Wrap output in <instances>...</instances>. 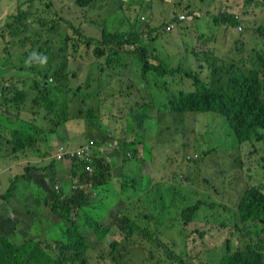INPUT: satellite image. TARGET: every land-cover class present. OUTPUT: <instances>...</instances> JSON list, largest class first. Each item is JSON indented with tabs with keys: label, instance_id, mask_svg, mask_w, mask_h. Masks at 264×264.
<instances>
[{
	"label": "trees",
	"instance_id": "1",
	"mask_svg": "<svg viewBox=\"0 0 264 264\" xmlns=\"http://www.w3.org/2000/svg\"><path fill=\"white\" fill-rule=\"evenodd\" d=\"M96 1L75 0V3L85 8L94 5ZM162 1H155L157 8L163 7ZM136 3L139 2H120L117 15L126 11L123 4L128 9L132 7L131 15L122 20L128 23L127 30L120 29L118 25L108 28V12L101 32L96 35H87L85 29L61 16L58 10L55 15L49 4L48 8L43 6L44 15L37 20L45 24L48 14L52 15L57 23L50 24L48 29L55 30L59 24L62 33L57 50H37L51 64L56 85L48 91L49 83L42 74L45 83L37 80L35 76L29 91L35 92L42 85V97L46 96V99V94L51 90L56 99L60 95H69L73 100L71 110L65 103L56 106L57 101L47 100V112L43 116L50 125L29 126L25 129L13 127L10 129L12 137L8 139V146L12 147L14 153L25 151L36 147L42 140L41 133L53 134L59 144L69 148L62 155V159L72 162L74 190L70 194L62 192L65 195L63 196L48 185L54 183L53 176L46 177L41 173H31L34 178L26 174L18 176L38 187L44 203L53 210L59 223L62 221L58 235H54L59 252L58 256H53L50 253V244L42 245L27 229L24 231L15 226V219L3 220L0 223V264H92L87 252L90 247L88 239L92 235L90 230L110 239L111 250L108 257L113 260V264H137L125 262L123 258H136L138 249L148 252L152 259L159 257L156 264H191V256L183 247L189 237L202 242L207 240L203 227L209 225L197 223V213L206 203L205 196L210 195L212 190L220 189L211 182L207 163L203 170L197 168L203 157L191 149L200 145L199 137L193 145L187 146L181 135H174L173 144L187 146L189 151L187 154L168 158L165 162L169 164H163L170 173V163L173 160L181 163L180 174L188 179L187 183H175V177L162 181L153 180V170L150 167L141 170L148 173L150 171L147 181L140 180L143 178L142 174L126 179L114 178L112 170L115 158L123 157L125 160L135 161L142 154L145 156V164H149L151 162L146 158L153 159L154 152L164 156L153 145L155 136L149 128L170 113L182 114V121L185 123L189 115L216 112L225 117V129L233 131L240 144L255 140L264 144V14L261 17L256 15L257 10L264 12V0H243L233 11L223 9L220 0H198L193 5H185L182 9L185 13L169 11L171 7L167 3L169 9H164L162 16L155 13V7L151 4L153 18L147 22L145 17L134 15L137 6L133 5ZM30 9H25L22 16L25 21L17 27L15 35L19 30L24 32L28 29ZM236 11H241L242 16L233 14ZM202 16L205 17L204 20ZM22 17L20 13L15 20L18 22ZM193 21L196 23L190 25ZM6 23L9 22H5V25ZM196 24L201 33L193 30ZM229 25L231 28H241L242 34L233 32ZM10 26H4L3 30ZM170 26L172 27L168 29ZM174 28H177L178 34L174 40L168 42L164 51L156 45L149 46L164 34L162 30L170 32ZM253 36L259 37L260 41L254 40ZM36 46L33 43L32 49L35 50ZM67 47H71L73 53L83 59L78 66H67ZM134 64H141V73L150 89L151 100L148 102L141 97L133 106H128L129 103L124 100L117 106L120 114L118 119L109 113L110 121H126L122 123V135L115 137L101 123L100 117L89 111V102L91 98L105 102L104 92L123 93V87L127 83L120 75L123 72L129 73ZM126 87L131 88V84ZM125 92V97L132 94ZM26 97L27 92L20 89L16 91L13 100L20 102ZM8 100L9 97L5 96L4 101ZM32 100L35 104L40 103L38 97H32ZM138 113L137 120L142 124L150 123L149 126L142 125L140 131L137 121L135 123L132 120ZM209 126L210 122L207 127ZM83 127L84 131L80 134ZM113 127L117 131V125L114 124ZM78 140L82 141L78 146L81 147L87 142L91 144L92 151L96 152L92 172L86 170L87 162L78 156H71L76 149L69 145ZM119 144L122 146L119 147ZM49 149L50 145L46 143L40 149L35 148L32 151L40 153ZM122 150L128 158L122 155ZM54 161L50 166L54 167ZM185 167L194 168V171L186 172ZM173 172L178 174L177 171ZM223 191L227 201L236 198L242 221L235 219L234 223L231 220L229 223H217L219 226L209 227L217 232H224V237L211 245L225 254L220 264H264V225L261 224L264 190L253 185L240 193ZM167 193L174 195V201L168 206L170 217L159 208ZM9 195L10 189L6 191V195L3 194V198L7 200ZM119 201L121 207L115 213L112 225L110 228H103L100 224L101 217L108 210L112 213L114 205ZM2 210L4 208L0 205V211ZM249 221L256 223L257 230L254 235L241 232L242 225L246 226ZM225 231L231 234L227 235ZM169 235L172 238L164 243ZM19 238L23 240L21 244ZM176 238L182 239L171 245ZM144 239L149 240L150 244L144 245Z\"/></svg>",
	"mask_w": 264,
	"mask_h": 264
},
{
	"label": "rangeland",
	"instance_id": "2",
	"mask_svg": "<svg viewBox=\"0 0 264 264\" xmlns=\"http://www.w3.org/2000/svg\"><path fill=\"white\" fill-rule=\"evenodd\" d=\"M126 1L130 0H97L94 5L84 8L79 7L75 3V0H33L32 2L28 0H0V171L2 173L0 178V198L2 199L3 194L5 193L6 195V191L10 189V195L7 200L3 198L2 202H0L4 208V210L0 211V223L3 220L15 219L13 223L15 226L20 227L24 231L27 229L29 234L42 242V245L50 244V253L53 256H58L59 252V248L54 242V240H57L54 235H58L59 233V227L55 222L59 218L44 203L42 193L39 192L38 187L31 184L28 180L18 178V176L26 174L33 177L31 173H41V175L44 174L46 177L53 176L54 183H48V185L56 193L65 196L64 194H70L74 190L71 173L72 162L68 160L64 161L63 159L54 161V155L63 144H59L53 134L45 135L46 132L41 133L42 140L37 143L36 147L34 146L25 151L14 153L12 152V147L8 146V139H10V136L12 137L10 129L13 127L25 129L29 126L37 127L44 124L47 127L50 125L43 116L47 112V100L49 102L57 101L56 106L65 103L69 106V110H71L73 100L69 95H60L56 99L53 95V90H51L46 94V99V96L42 97V93H44L42 85L35 92L29 91L35 76L37 80L44 81L45 83L42 74L46 76V81L49 83L47 84L48 91L56 85L54 83L56 80L55 72L51 68V64L47 62L43 53L37 50L54 52L59 47L62 34L58 27L59 24L55 27V30L50 31L48 29L50 24L57 23L55 22L57 19L52 15L48 14L45 24H41L37 19H40L44 15L43 6L44 8H48L47 5L49 4L50 10L55 15L56 10H58L61 16L70 19L74 24L85 29L87 35H96L101 32L105 15L108 12L110 15L106 21L108 28L118 25L120 29L127 30L129 25L122 20L124 17L131 15L132 7L128 9L123 4L126 11L123 14L117 15L120 11V2L125 3ZM134 1L139 2L133 5L137 6L134 15L139 14V16L145 17L146 22L153 18L150 8L151 4L155 7V13L162 16L164 9H169L168 4L171 7L169 11L173 10L180 13L183 12L182 9L185 5H193L198 2V0H163L166 2L164 3L160 0L163 2V7L157 8V2L155 3L157 0H153L152 3L151 0ZM220 1L223 3V9L227 11H233L238 5L243 3V0ZM28 7L31 8L29 11L31 17L28 21V29L24 32L19 30V33L15 35L14 32L18 30L17 27L25 21V18L22 16ZM20 13L22 20H20L21 22H17L15 17ZM233 14L242 16L241 11L233 12ZM261 14H264L263 10H257L256 15L261 17ZM202 19L204 20L205 17L202 16ZM5 22L9 23L5 25ZM194 23L196 21H193L190 25ZM9 24L11 26L3 30L4 26H9ZM62 26L64 27V24ZM229 27L233 32L242 34L241 28H237L236 26L231 28L230 25ZM193 30L198 31V33L202 32L197 24ZM162 31L164 34L155 43L149 44V46L156 45L160 50L164 51L167 48L168 42L174 40L173 38L177 36L178 31L177 28H174L170 32ZM253 38L260 41L259 37L253 36ZM46 40L48 41L46 42ZM33 43L37 44L35 50L32 49ZM66 53L68 54L67 66L76 67L79 65V61L83 60L73 53L71 47H67ZM120 78L125 80L127 84H131V88L126 87L127 84H125L123 93L106 94L104 92L103 99L105 102L91 98L88 106L89 111L98 115L101 123L110 132H113L115 137L122 135V123L126 121L125 119L110 121L108 119L109 113L118 119L120 118V114L117 112V106L124 100L129 103L128 106H133L135 101L140 100L141 97L148 102L151 100L150 89L141 73V64L132 65L130 72H123ZM132 81L133 83H131ZM20 89L27 92V97L18 102L13 100V98L16 91ZM125 91L132 93L131 96L127 95L125 97ZM5 96L9 97L10 100L4 101ZM32 97H38L40 103L35 104ZM60 106L63 108V105ZM137 118H139V113L132 117L135 123L137 121L139 131L142 129V125L149 126L150 123L142 124ZM183 118L182 114L170 113L163 116L156 124L150 126L149 131L154 132L155 136L153 145L164 156L158 152H154L153 159L150 157L146 158L147 161L151 162L149 164H145V161H143L145 156L142 154L135 161H130V159L125 160L123 157L115 158L116 162L112 170V176L114 178L126 179L142 174L143 178H140V180L147 181L150 171L148 173L145 170L141 172V170L150 167L153 170V180L162 181L175 177V183L179 181L187 183L188 179L180 174L181 163L173 160L170 163V167L172 168V172L170 173L167 172L163 164L166 163L165 161L168 158H173L183 153L187 154L189 151V149L187 150V146L193 145L199 137L200 145L196 149H191L193 151L196 150L203 157L198 162L197 168L198 170H203L204 164L207 163V172L210 180L220 189L212 190L210 195L207 194L205 196L206 203L198 211L196 222H203L204 225H207V223L218 225L217 223H229L232 222L231 220H234V223V213L237 207L236 198L234 197L233 200L227 201L223 190L240 193L253 185L259 186L264 190V144L256 140L240 144L233 131L225 129V117L216 114V112L189 115L186 117L185 123L182 121ZM209 122L210 126L207 127ZM114 124L117 125V131L114 130ZM66 125L70 128L69 124ZM83 131L84 127L80 134ZM174 135H181L183 140L185 139L187 146L180 147V143L173 144ZM46 143L50 145L49 151L44 150L40 153L39 151H35L33 153V149H40V146H44ZM80 143L82 141L78 140L72 142L69 146H75L76 150H80L81 147L78 146ZM121 146L119 144V147ZM205 150L207 155L205 154ZM121 153L125 155L123 150ZM92 155L94 158L96 152L92 151ZM125 156L129 157L128 155ZM52 161H54V167L50 166ZM166 164L168 165L169 163ZM29 168L31 172L28 173ZM184 170L186 172L188 170L194 171V168L185 167ZM173 171H177L178 174ZM35 182L37 181L35 180ZM152 183L154 182L152 181ZM171 201H174V195L167 193L159 207L169 217L168 206L171 205ZM120 207L121 202L119 201L114 205L112 213L108 210L101 217L100 224L103 228H110L114 221L115 213ZM261 224L264 225V210L261 213ZM209 227L211 225L203 227L206 232V241L202 242L201 240H194V238L189 237V241L183 247V250L191 256V264H220L221 258L225 255H223L224 252L220 253L218 249L211 246L215 245L221 237ZM195 228L202 229V227ZM256 230V223L249 221L243 232L254 235ZM90 234H92L88 239L90 247L87 251L90 256V262L92 264H113V260L108 257L111 250L110 239L102 237L94 230H90ZM225 234L230 235L231 232L225 231ZM177 235L180 236L181 234ZM171 238L172 235L166 237L164 243H168ZM181 239H174L171 245ZM18 241L21 244L23 240L19 238ZM194 241H197V243H194ZM142 243L144 245L150 244L147 239L142 240ZM137 246L138 248L140 247L139 244ZM131 247L133 246L131 245ZM136 258H123V261L129 263L135 262L137 264H156V261L159 260V257L152 259L148 252L140 249L136 252ZM177 264L180 263L177 262Z\"/></svg>",
	"mask_w": 264,
	"mask_h": 264
},
{
	"label": "built area",
	"instance_id": "3",
	"mask_svg": "<svg viewBox=\"0 0 264 264\" xmlns=\"http://www.w3.org/2000/svg\"><path fill=\"white\" fill-rule=\"evenodd\" d=\"M183 18V16H182ZM172 26L168 27V29H170ZM69 150L65 147V146H60L59 147V151L54 155V158L56 159H62V155H65ZM71 156H78L80 157L82 160H84L86 163V170L88 172H92L93 171V166H92V162L94 160L93 155H92V149H91V144L85 142V144L83 146H81L80 150H76L74 151ZM1 171H0V178H1ZM2 201V199L0 198V202Z\"/></svg>",
	"mask_w": 264,
	"mask_h": 264
},
{
	"label": "clouds",
	"instance_id": "4",
	"mask_svg": "<svg viewBox=\"0 0 264 264\" xmlns=\"http://www.w3.org/2000/svg\"><path fill=\"white\" fill-rule=\"evenodd\" d=\"M46 84H47V82H46ZM54 158V157H53ZM55 159V158H54ZM56 160V159H55ZM2 200H3V198H2ZM2 202V201H1ZM1 206H3V204H0ZM237 208L238 207H236V211H235V216H234V218L235 219H237V220H239V221H242V215H241V213L237 210ZM207 225H211V226H215V224H212V223H207ZM242 228L244 229L245 228V226H243L242 225ZM213 231L215 232V233H218V235H220V236H223L224 237V232L223 231H221V232H217L216 230H214L213 229ZM242 233H244L243 231H241ZM244 234H246V235H248L247 233H244Z\"/></svg>",
	"mask_w": 264,
	"mask_h": 264
},
{
	"label": "crops",
	"instance_id": "5",
	"mask_svg": "<svg viewBox=\"0 0 264 264\" xmlns=\"http://www.w3.org/2000/svg\"><path fill=\"white\" fill-rule=\"evenodd\" d=\"M55 224H57L58 227H59V225H60L59 221L55 222ZM216 234H218V233H216ZM220 237L223 238V236H220Z\"/></svg>",
	"mask_w": 264,
	"mask_h": 264
}]
</instances>
